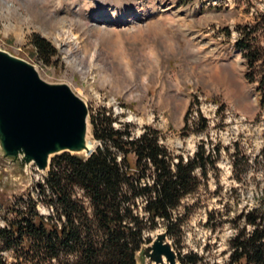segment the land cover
Instances as JSON below:
<instances>
[{"label": "rangeland", "instance_id": "obj_1", "mask_svg": "<svg viewBox=\"0 0 264 264\" xmlns=\"http://www.w3.org/2000/svg\"><path fill=\"white\" fill-rule=\"evenodd\" d=\"M263 12L264 0H0V49L36 65L48 82L69 83L86 99L90 124L103 110L117 129L158 133L185 161L203 143L217 148L207 177L198 170L200 186L181 200L168 238L182 264H231L242 213L264 211V96L258 81L247 80V62L234 46L236 24H255ZM36 33L58 53L37 54ZM28 175L17 182L0 177V201L7 203L0 229L20 222L32 204L40 214L52 212L39 194L47 175L35 164ZM165 229L162 222L145 230L143 244ZM8 243L0 237V264H39L26 261L22 243Z\"/></svg>", "mask_w": 264, "mask_h": 264}, {"label": "trees", "instance_id": "obj_2", "mask_svg": "<svg viewBox=\"0 0 264 264\" xmlns=\"http://www.w3.org/2000/svg\"><path fill=\"white\" fill-rule=\"evenodd\" d=\"M258 22L236 24L234 46L247 62L244 75L250 83L259 82L257 91L264 96V30L260 29L264 12ZM33 37L34 50L42 58L58 53L45 37L38 33ZM114 121L103 110L91 118L93 136L102 143L90 156L64 152L52 158L39 194L46 195L53 210L40 214L32 204L30 211L21 212L20 222L9 221L0 229V237L9 241L7 248L19 241L26 261L39 264H139L144 231L162 222L168 232L178 225L181 200L200 186L198 170L207 177L217 148L207 149L203 143L185 161L160 143L158 133L146 129L134 136L129 127L115 128ZM206 128L204 122L201 129ZM262 152L264 158V148ZM139 198L143 206L138 205ZM0 207L7 203L0 201ZM242 214L245 226L232 239L231 264H264V211L256 208Z\"/></svg>", "mask_w": 264, "mask_h": 264}, {"label": "water", "instance_id": "obj_3", "mask_svg": "<svg viewBox=\"0 0 264 264\" xmlns=\"http://www.w3.org/2000/svg\"><path fill=\"white\" fill-rule=\"evenodd\" d=\"M89 117L86 99L69 83L48 82L36 65L0 49V177L4 181L25 179L32 164L46 174L56 154L90 156L96 147L88 143ZM168 235L165 229L150 244H143L137 262L182 264Z\"/></svg>", "mask_w": 264, "mask_h": 264}, {"label": "bare ground", "instance_id": "obj_4", "mask_svg": "<svg viewBox=\"0 0 264 264\" xmlns=\"http://www.w3.org/2000/svg\"><path fill=\"white\" fill-rule=\"evenodd\" d=\"M167 10H171V7H169ZM91 14H92V13H91ZM98 15H99V14H98ZM133 17H135V15H134ZM133 17L130 18V20H129L130 22H133V19H132ZM93 18H94V17H93ZM107 18L110 19V20H117V18H116V16H115L114 14H111L110 16L107 15ZM121 20L123 21V18H121ZM70 21H71V20H70ZM80 21H82V20H80ZM80 21H79V22H80ZM109 25H110V24H109ZM151 25H152V24H151ZM151 25H150V26H151ZM71 35H72V34H71ZM70 39H75L74 35H72ZM88 143H89L90 148H92V149L95 148L94 145H93V142H91L90 139L88 140ZM158 234H160V233H158ZM164 261H165V259H164ZM151 263H153V262L151 261ZM153 264H154V263H153Z\"/></svg>", "mask_w": 264, "mask_h": 264}, {"label": "built area", "instance_id": "obj_5", "mask_svg": "<svg viewBox=\"0 0 264 264\" xmlns=\"http://www.w3.org/2000/svg\"><path fill=\"white\" fill-rule=\"evenodd\" d=\"M115 123H116V122H114V123H113V125H115ZM117 157H118V160H119V161H121V160H122V158H123V157H121V155H120V154H118V155H117Z\"/></svg>", "mask_w": 264, "mask_h": 264}]
</instances>
